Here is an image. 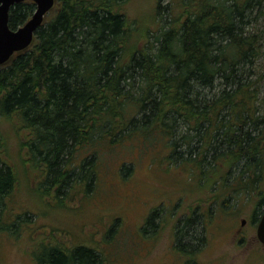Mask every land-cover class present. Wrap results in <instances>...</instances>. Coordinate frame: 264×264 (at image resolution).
Returning a JSON list of instances; mask_svg holds the SVG:
<instances>
[{
    "label": "trees",
    "instance_id": "1",
    "mask_svg": "<svg viewBox=\"0 0 264 264\" xmlns=\"http://www.w3.org/2000/svg\"><path fill=\"white\" fill-rule=\"evenodd\" d=\"M127 2L57 0L55 16L33 43L0 65V111L16 113L29 130L28 161L42 171L48 190L72 193L79 183L83 194L92 193L107 155L150 154L162 145L169 167L186 170L199 189L217 184L209 202L226 211L235 193L254 195L264 185V98L251 78L263 35L250 28L256 8L264 15V0H193L141 44L145 34L124 12ZM35 8L32 0L16 3L10 26L24 24ZM3 148L0 134V200L18 179ZM132 167L123 162L124 177ZM258 205L264 207L263 196ZM215 209L202 204L186 222L203 217V227ZM156 215L153 210L147 226ZM197 226H190L192 242L178 241L180 250L193 253L205 242ZM190 227L177 233L185 237ZM35 259L103 262L87 246L47 247Z\"/></svg>",
    "mask_w": 264,
    "mask_h": 264
},
{
    "label": "rangeland",
    "instance_id": "2",
    "mask_svg": "<svg viewBox=\"0 0 264 264\" xmlns=\"http://www.w3.org/2000/svg\"><path fill=\"white\" fill-rule=\"evenodd\" d=\"M192 1L128 0L123 10L145 34L137 40L141 44L147 32L153 37ZM57 8L58 3L45 22L55 16ZM251 19L250 28L263 35L251 78L258 80L260 98H264V15L256 8ZM0 134L2 157L18 176L11 193L0 200V264H36V255L54 246L94 248L103 258L101 264H264V244L257 236L264 212L258 205L264 185L254 195L235 193L228 202L230 207L217 211V203L209 202L211 188L215 190L217 184L199 189L186 170L169 167L166 150L159 145L150 154L122 149L107 155L99 185L92 193L83 194L77 183L72 193L66 188L64 194H58L56 188L48 190L41 184L42 171L29 163L23 145L29 130L22 127L16 113L0 111ZM153 158L157 160L152 163ZM124 161L133 166L128 177L120 171ZM202 204L215 209L204 228L203 217L186 222L198 216ZM153 210L157 211L154 225L147 226ZM181 226L185 230L197 226L198 235L205 238L193 253L177 247L178 241L185 245L193 241V229L184 237L177 233Z\"/></svg>",
    "mask_w": 264,
    "mask_h": 264
},
{
    "label": "water",
    "instance_id": "3",
    "mask_svg": "<svg viewBox=\"0 0 264 264\" xmlns=\"http://www.w3.org/2000/svg\"><path fill=\"white\" fill-rule=\"evenodd\" d=\"M22 1L26 0H0V65L7 63L16 52L33 43L45 16L56 4V0H32L36 8L31 17L24 24L12 28L9 24L11 8ZM245 222L246 219H243L242 223ZM257 236L264 244V212L257 225Z\"/></svg>",
    "mask_w": 264,
    "mask_h": 264
}]
</instances>
